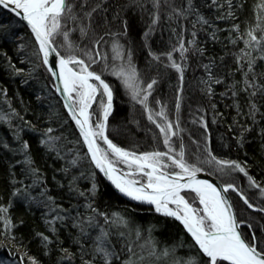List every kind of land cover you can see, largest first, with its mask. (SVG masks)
Masks as SVG:
<instances>
[{
    "label": "trees",
    "instance_id": "obj_1",
    "mask_svg": "<svg viewBox=\"0 0 264 264\" xmlns=\"http://www.w3.org/2000/svg\"><path fill=\"white\" fill-rule=\"evenodd\" d=\"M260 2L231 0L230 6L229 0H160L157 9L153 0H88L82 11L92 14V23L90 27L86 22L81 24L97 39L118 36L123 46L131 48L142 75L156 78L153 99L169 103L172 109L178 103L182 85L180 109L186 134L203 137L202 130L189 121L202 111L211 155L217 160L235 161L248 173H237L233 180L223 182L240 187L256 209L264 208V199L259 196L264 192H258L249 177L260 185L259 191L264 189V91L257 90L255 96L251 95L252 89L243 91L247 58L239 62L238 58L242 49L249 51L240 37L246 39L247 31L256 26ZM170 7L182 14H174ZM154 13L160 21L152 25ZM235 25L239 32L234 30ZM150 27L146 47L142 36ZM256 35L264 33L258 30ZM184 38L188 51L181 81L168 67L151 60L149 53L158 57L177 48ZM74 45L81 46L78 41ZM75 54L90 63L83 54ZM262 54L251 51L255 63L253 71L247 72V79L257 85H264V59L258 58ZM92 65L95 72L97 68ZM104 78L114 94V110L106 128L108 138L138 154L159 148L154 130L147 127L139 112H130L118 83L114 85ZM253 103L257 111L250 115ZM47 135L55 139L51 146L43 143ZM18 189L20 194L14 195ZM230 197L243 223V234L249 239L254 234L258 248H264V212L252 211L236 193L231 192ZM0 206L8 208L15 225L11 233L0 234V264H21L22 260L29 264V257L39 264H82V258L103 264L93 251L101 227L109 233L112 250L119 255L114 264H123L130 256L136 264H175L190 258H195L197 264H208L178 222L129 202L98 175L55 93L34 38L22 22L1 8ZM99 213L107 215V223ZM57 216L63 219L55 221L53 232L48 221ZM117 216L126 224L112 223ZM89 217L94 218L91 227L85 223ZM40 233L51 238L47 247ZM65 249L70 259L65 258ZM20 251L22 258L17 254Z\"/></svg>",
    "mask_w": 264,
    "mask_h": 264
},
{
    "label": "snow or ice",
    "instance_id": "obj_2",
    "mask_svg": "<svg viewBox=\"0 0 264 264\" xmlns=\"http://www.w3.org/2000/svg\"><path fill=\"white\" fill-rule=\"evenodd\" d=\"M153 4L158 9L160 0H153ZM229 5L231 6V0H229ZM0 7L9 10L26 21L31 28L38 42V54H42L43 64L48 66V71L53 77H58L62 82L61 85L57 86V91L64 95L65 107L79 129L92 162L115 185L119 192L132 200L154 205L157 213L173 217L179 221L187 233L190 234L199 251L207 258L208 264H264V248H258L257 238L254 234L249 239L239 230L240 222L237 221L232 205L225 195L230 190L233 192H239V190L232 183L217 187L208 180L197 178V174L202 172L203 169L188 163L185 159L182 144L179 151L172 144V137L178 136L173 122L168 120L162 108L158 113H155V116L161 117L163 123H157L153 112L148 109V97L151 95V90L156 81L152 80L141 88L136 69L131 64L130 54L127 66L121 65L118 70L114 69L113 74L122 79L125 87L130 90L132 99L143 105L148 111V120L156 124L159 132L163 134V144L167 146L166 151L136 154L117 146L106 135V122L112 111V89L100 74L89 70L90 64L99 62L96 59L97 57L100 60H105L106 57L99 51L100 40H97L94 46L95 55L92 52L84 53L90 63H86L85 58L75 54L76 46L70 39V32L73 29L69 28V24L77 21L78 17L74 13L71 0H0ZM257 9L256 26L247 31L246 39L243 36L240 37L244 40L245 47L249 51L242 49L238 62L247 58V72L253 71V64L255 63V58H251V51L264 53V35L259 37L256 35L258 30L264 33V0H261L257 5ZM173 12L177 15L182 14L179 9H173ZM158 20L159 15L154 13L152 24L155 25ZM200 20L207 23L203 20V17H200ZM126 27L125 24V30ZM151 30L150 27L144 33L145 40ZM234 30L239 32V26L235 25ZM80 31L82 35L86 34L83 28ZM193 36H195V33H193ZM57 37L62 38L60 46L65 49L66 55H61L57 51ZM102 39L103 37H101ZM113 51L117 59H124L121 45L114 43ZM174 51H179L183 57V54L187 52L183 41L180 42L179 48L174 49ZM51 56L58 58V64L55 60L50 64L49 58ZM154 58L159 59V57ZM167 58L171 61L170 66L180 74L182 81L183 67L172 59V53H168ZM258 58L264 59V54ZM247 72L245 73L246 87L243 91L248 92L249 89H252V96L256 95L257 90L264 91V85H257L253 80L247 79ZM215 82L220 83L219 80ZM180 91H182V88ZM141 92L144 93L142 97ZM97 95L102 97L100 107L102 108L103 119L94 123L90 109L97 102ZM176 107L179 108V103ZM255 111L257 109L253 103L250 106V115H254ZM178 127L179 123L177 121L175 128ZM51 131V129L48 130V132ZM98 139L106 145V148L101 147V144L97 142ZM43 143L48 142L43 141ZM23 147L27 149V143ZM208 155L209 160L214 162L220 170L228 168L248 176L245 167L239 163L217 160L210 152ZM27 163L30 164L31 161H27ZM118 164L125 165L129 171H123L117 166ZM169 169L174 171H169ZM137 175L145 178L143 182L132 178ZM249 180L253 186L260 187L251 177H249ZM261 191L264 192V189ZM186 192L193 193L194 202L198 201L202 207H195L194 202L190 203L186 196L182 194ZM19 194V189L14 192V195ZM239 195L248 208H254V205L249 202L242 192ZM89 207L91 206L89 205ZM255 210L264 212V208ZM93 212H96V210L93 209ZM99 215L104 217L105 223L108 222L106 214L99 213ZM59 219L63 218L57 216L48 221L53 226V232H55V221ZM85 223L89 227L93 226L94 218H87ZM112 223L126 224V221L117 216ZM14 227L15 225L8 216V208L0 206V234L11 233ZM248 227L251 228V225H248ZM84 231L85 229L81 227V232ZM38 235L41 236L45 247L52 242L49 236L42 233ZM121 235L123 234L121 233ZM137 237L139 238V233H137ZM63 251L65 258L70 259L67 250ZM93 251L100 257L103 264H114V260L119 259V255L112 250L110 245L109 233L103 227L99 229V234L95 238ZM128 251L132 253L130 246ZM163 254L167 256L169 253L165 250ZM150 255H154V252H151ZM21 264H23V260ZM29 264H39V261L34 257H29ZM82 264H94V261L92 259L83 260L82 258ZM123 264H136V262L130 256L123 261ZM175 264H197V260L195 258L183 262L178 260Z\"/></svg>",
    "mask_w": 264,
    "mask_h": 264
},
{
    "label": "rangeland",
    "instance_id": "obj_3",
    "mask_svg": "<svg viewBox=\"0 0 264 264\" xmlns=\"http://www.w3.org/2000/svg\"><path fill=\"white\" fill-rule=\"evenodd\" d=\"M71 2L73 3L74 13L77 15L78 19H77V21L71 22L69 24V28L73 29L70 32V39L73 42V44H74L75 41H78V43L81 44V46L79 45V47L76 46L77 47L76 51H78L80 54H83V55L86 52H92V54L95 55L94 46L96 44V41L100 40L99 51L101 52V54L103 56L106 57V59L105 60H100L99 57H97V60L99 62L98 63H92L95 66V68H97V70L95 72L97 74H100L102 79L106 83H108L110 87H111V85H110L109 81L104 78V75L107 78L111 79L113 84L117 82L118 86L123 91V95H124L125 99L127 100L128 106L130 107V110H131L130 112L131 113H132V111L139 112L141 114L144 122L146 123L147 127L152 128L154 130V132H155V138L154 139L158 140L159 148H155V149L151 150L150 152H152V151H162V152L166 151L167 150V146H165L163 144V134H161L159 132V129L156 127V124H154L153 122L148 120V118H147L148 111L144 108L143 105L138 103L136 100L132 99V95H131L130 90L125 87V85H124V83H123L121 78H119L118 76L113 74V70L114 69L118 70L121 65L127 66L128 57H129V54H130L131 64L136 69L139 81L141 82V88L145 87L147 85V83H150L152 80H156V78L153 77L154 79H152V77L148 78L147 75H142V73L140 72L136 61H134V59H133V56H132L133 52L131 51V48L127 47V46L126 47L123 46L120 43V40H119L118 36L114 37L113 39L110 38V39L101 40V39H97L96 35H90L88 33V30L85 31L86 34L82 35L80 29L83 28V27H82L81 24L82 23L84 24V22H86V25L87 26L89 25V27H90V24L92 23V20H91L92 19V14L88 15V12L82 11L83 9H86V7L88 5L87 4L88 0H74V1H71ZM173 9L174 8L170 7V10L172 12H173ZM151 24H152V22H151ZM16 25L18 26L19 24H16ZM142 40L145 42L146 47H147V41L144 38V34L142 36ZM182 41H183V43L185 45V48H187V51H188V42L186 41L185 38ZM61 42H62V38L61 37H57V43H56V45L58 47L57 50L59 52L63 50L65 52V54H67L65 49L60 46ZM114 43H118L119 45L122 46V51H123V56H124L123 60L116 58V54L113 51V44ZM178 48H179V46L177 48L175 47L174 49H178ZM174 49H172L171 51H166L164 54H159L158 55L159 59H155L154 57H152V54H150V53H149V57L151 58V60L154 61V59H155L157 63H159V64L162 63L163 65L168 67V69H170L173 72H175L177 74V76L180 78V74L174 68H172L170 66L171 65V61L167 58V54L168 53H172V59L175 60L177 63L181 64V66L184 69V67L186 65L185 64V60H184V56H185V54L187 52H185L183 54V57H182L181 53L179 51H174ZM60 54H61V52H60ZM89 70H91V68ZM52 80H53V78H52ZM53 83H54V81H53ZM155 86H156V84L153 86V89L151 90V95H149V97H148V101H147L148 109L151 110L153 112L154 116H155V113H158L163 108V110L165 111V113H166V115L168 117V120L173 122L174 129L178 132V136L172 137L173 146L177 148V151H179V147L182 144L183 148H184V151H185V159L188 161V163L194 164L197 167H201L203 169V171L200 172V173H206V174L218 179L221 183L228 184L229 182L228 183H224L223 181L233 180V178L236 177L237 173H240V172L232 170V169H228V168L220 170L219 167L214 162H211L209 160V155L208 154L210 152V148H209V141H208L207 136H206L207 134H206V127H205V121H204L205 119H204L203 112L200 111L198 114H194L193 118L191 117L192 119L189 120L190 121V125L194 126L198 130L201 129L202 132H203V137L199 136V134H198V137L192 138L191 136L186 134V127H185L186 125L184 126L183 121H182L183 118H182L181 109H180V107H181V99H182L181 94H183L182 85L180 84V86H179V89L182 88V91L179 90V93H178V96H179L178 97V103H179V108L178 109L175 106H173L172 109H171V108H169V103H168V105L166 103L162 104V102L160 100H158L156 98L153 99L152 93L154 91V87ZM112 93H113V90H112ZM143 94L144 93L141 92V97L143 96ZM96 99H97V102L94 103L92 105V108L90 109V112L92 113V120H93L94 123L97 120H102V118H103L102 108L100 107V101H101L102 97L100 95H97ZM113 100H114V94H113ZM113 110H114V106H113V102H112V111H111V113L113 112ZM111 113H110V115H111ZM109 116H108V119H109ZM108 119H107L106 123H108ZM155 119H156L157 123H163V119L161 117L155 116ZM177 121L179 123V127L175 128V124H176ZM106 133H107V131H106ZM77 134H78V132H77ZM78 136H79V134H78ZM194 136H197V135L195 134ZM79 138H80V136H79ZM54 140H55L54 137H52L51 135L50 136L47 135L43 141H47L48 143H44V144H46L47 146H51V144H52V142H54ZM97 142L101 144V147H105L106 148V145H104L102 141H99V139H98ZM41 144H42V142H41ZM117 146H119V145H117ZM123 149H125V148H123ZM125 150L131 151L129 149H125ZM136 154H138V153H136ZM117 166L119 168H121L125 172L129 171V169L123 164H118ZM206 168L209 171H207ZM169 171H174V170L173 169H169ZM213 174H215L216 176H219L220 178L214 176ZM240 174L245 176L243 173H240ZM132 178L141 180V182H143V179H145V178L140 177L139 175L134 176ZM236 188L239 190V193H240L242 189L240 187H236ZM251 189H253V188H251ZM256 190L258 192H262V191H259L258 188H256ZM233 193H237V192H233ZM239 193H237V194L239 195ZM259 196L263 197V199H264L263 194H261V195L259 194ZM186 198L189 200L190 203L194 202V196L193 197H186ZM194 206L195 207H202L201 205H199L198 201L194 202ZM253 209H256V208L254 207ZM242 230H243V227H242ZM18 255L21 258L24 257V254L22 253V251H20L18 253Z\"/></svg>",
    "mask_w": 264,
    "mask_h": 264
},
{
    "label": "water",
    "instance_id": "obj_4",
    "mask_svg": "<svg viewBox=\"0 0 264 264\" xmlns=\"http://www.w3.org/2000/svg\"><path fill=\"white\" fill-rule=\"evenodd\" d=\"M1 8H2V7H1ZM3 9H4V8H3ZM4 10H6V11L9 12L10 14H12L14 17H16L18 20H20V21H21V22L27 27V29H28L29 32L31 33L32 37L34 38L37 47H39V46H38V42L36 41L35 36H34V34L32 33V31H31V28L27 25V22L24 21V20H22V19H20L19 17H17L14 13L10 12L9 10H7V9H4ZM57 51H58V50H57ZM40 55H41V57H42V54H40ZM54 60H55L56 63L58 64V58H56L55 56H51V57L49 58V62H50V64H51ZM46 67L48 68V66H46ZM50 74H51V73H50ZM51 76H52V75H51ZM52 78H53V81H54L55 93H56L57 97L61 100L62 105H63V108H64L66 114L68 115V117H69V119L71 120L72 124L74 125L76 131L78 132V134H79V136H80V138H81V140H82V142H83V144H84V147H85V149H86V152H87V154H88V157H89V159H90V161H91V163H92L94 169H95L96 172L98 173V175H99L102 179H104V180L107 182L108 186H109V187H110L115 193H117L118 195L122 196L123 198H125L126 200H128V201L131 202V203H134V204H136V205H141V206H145V207L151 208L154 212H156V211H155V206H154V205H150V204H147V203H144V202H140V201L132 200L130 197H127V196H125L123 193L119 192V190L116 189L115 185H114V184H113V183H112V182H111V181H110V180L104 175V173L101 172L98 168H96L94 162H92V160H91V158H90V154L88 153L87 146L85 145V143H84V141H83V138H82V136H81V134H80V132H79V129H78L77 125L75 124V121L71 118V115L69 114L67 108L65 107V99H64V95H63V93L57 91V86H58V85H61L62 82L59 80L58 77H53V76H52ZM112 102H113V101H112ZM102 119H103V118H102ZM106 135H107V133H106ZM197 178H198V179H202V180H208L209 182H212L213 184H215L217 187H223V186L225 185V184L221 183L218 179H216V178H214V177H212V176H210V175H208V174H206V173H198V174H197ZM225 195H226V197H227L229 203H231V205H232V209H233V212L235 213V216H236V218H237V221L240 222V221H239V218H238V215H237V211H236V209H235V206H234V204H233V202H232V199L230 198V194H229V193H226ZM156 213H157V212H156ZM159 214H161V213H159ZM161 215H162V214H161ZM163 216H165V215H163ZM166 217H168V216H166ZM168 218H170V219H172V220H175L173 217H168ZM175 221L178 222V223L184 228V226H183L179 221H177V220H175ZM242 227H243V224L240 222V228H239V230L243 233ZM184 230L186 231L185 228H184ZM186 233H187V231H186ZM187 234L190 236L189 233H187ZM190 237H191V236H190ZM191 238H192V237H191Z\"/></svg>",
    "mask_w": 264,
    "mask_h": 264
},
{
    "label": "bare ground",
    "instance_id": "obj_5",
    "mask_svg": "<svg viewBox=\"0 0 264 264\" xmlns=\"http://www.w3.org/2000/svg\"><path fill=\"white\" fill-rule=\"evenodd\" d=\"M80 139H81V138H80ZM81 141H82V140H81ZM82 143H83V142H82ZM225 185H226V184H225ZM230 192H233V191L230 190ZM236 194H237V193H236ZM239 196H240V195H239ZM230 198H231V197H230ZM231 199H232V198H231ZM232 202H233V201H232ZM233 204H234V203H233ZM251 210L254 211V212H258V213L261 212V211H257V210H255V209H251Z\"/></svg>",
    "mask_w": 264,
    "mask_h": 264
}]
</instances>
